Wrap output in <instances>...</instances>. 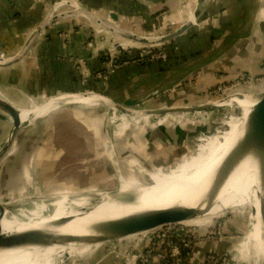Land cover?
<instances>
[{
	"label": "rangeland",
	"instance_id": "obj_1",
	"mask_svg": "<svg viewBox=\"0 0 264 264\" xmlns=\"http://www.w3.org/2000/svg\"><path fill=\"white\" fill-rule=\"evenodd\" d=\"M62 1L50 0L48 8L62 3ZM238 1H240V5H249L254 2L253 0H236V2ZM262 3L263 0H258V6H247L249 7L247 11L258 10ZM183 5L185 6L186 2ZM239 7L238 9H240ZM56 10L53 17H60L49 23V28L47 26L45 30L56 26V23H60L64 17H74L72 15L74 8L67 4L56 8ZM87 10L115 29L147 38L168 36L181 27L172 22L153 29L149 35L142 34L137 32L136 24L131 30L125 29L113 24L103 13ZM247 14L248 12L243 11V18ZM92 21L98 28L95 33L89 34V38H92L93 45L100 50L101 54L118 56V53H128L139 48H157L163 44H170L138 43L128 45V42H132V40L95 22V20ZM6 56L7 58L14 57H10L8 54ZM200 76L197 74L189 77L184 82L157 91L140 102L131 105L120 104L132 111L149 112L161 109L159 104L162 105L165 98L168 99L176 95L175 103L179 104L172 107L192 109L197 106L214 105L200 112H178V116L171 117V121L162 126H158L157 121L166 114L152 115L149 127L146 128L148 132L145 133L147 142H142L144 133L139 135L135 129H127L126 132L129 131V135L124 134L120 128L121 122L111 121L112 118H118L127 113L121 110L112 111L104 106L88 108L64 105L50 115L39 118L33 122L34 124L29 125L30 127H27L28 124L25 123L10 151L0 162V203L3 205L17 204L12 213H19L24 208L29 210L34 205L37 207L40 202H45L44 215L48 217L56 209L55 201L63 194L68 196V206L72 202L80 200H86L85 204L94 206L105 199L103 193L115 196L125 188V184H131L133 179L151 183L149 174L154 173L159 166L166 165V170L175 167L184 155L192 154L195 151L201 143L200 139L212 136L218 131H226L227 123L230 120L239 119L247 112L250 113L254 102L258 101L257 99L264 93V56L259 60L256 71L218 73L214 84L193 93L192 90L196 88V82ZM164 91H167L168 94H164ZM0 96L3 98L1 91ZM201 101L205 102L198 105ZM66 102L68 101H60V103ZM227 104L235 105L237 108L225 106ZM161 110H167V108ZM127 120L129 121L128 117ZM180 120L184 121L188 127L176 125ZM130 121L135 124L133 119ZM153 124L156 126L152 128ZM117 130H119V138L114 137ZM152 133L165 136V138H160L162 145L156 146V142H153L150 136L153 135ZM132 136L136 140L137 137L142 138L138 140V143L132 139ZM9 160H13L12 165H8ZM25 199L28 201L23 203L22 201ZM247 209L249 207L239 214H233L230 210H226L225 213L217 216L160 228L146 235L151 234L150 237L156 238L170 229L173 232L187 231L194 245L191 250L185 252L186 257L182 258L186 264H202L203 255L195 256V252L198 245L206 242H228L227 251L217 249L222 258L226 257L224 264H255L254 260H249L248 256L247 235L250 232L251 223L248 219ZM205 222H210L211 225L207 226ZM208 236H214L215 239H208ZM139 238H142V235L95 246L86 252L82 250L85 247H76V245L71 250L67 246L64 250L54 253H51V248H48L45 251L43 263L73 264L76 262L75 264H78L79 262L77 263L76 260L86 256L94 248L97 249L101 246L105 248L106 254L117 249L127 248L130 250ZM220 238L222 240L219 242ZM158 244L156 242V246ZM40 251L42 252L43 248ZM209 251L206 253L208 254ZM237 251L241 252L249 261L244 262L237 259Z\"/></svg>",
	"mask_w": 264,
	"mask_h": 264
},
{
	"label": "crops",
	"instance_id": "obj_2",
	"mask_svg": "<svg viewBox=\"0 0 264 264\" xmlns=\"http://www.w3.org/2000/svg\"><path fill=\"white\" fill-rule=\"evenodd\" d=\"M75 1L87 9L103 13L109 21L122 28L131 30L136 24L137 32L148 35L153 29L168 23L175 22L182 26L189 22L197 3V0ZM253 1V4L240 5V1L236 0H204V10L193 22L191 29L169 44L172 48L169 62L127 66L115 71L105 81L90 77L84 83L77 69L78 59L86 60L85 70L91 74L101 70L104 65L103 54L93 45L92 38H89V34L95 33L98 26L87 18L64 17L55 28L38 35L20 61L10 67H0V91L3 98L14 107L29 109L43 104L47 98L59 95L60 92L78 91L81 88L105 94L118 104L131 105L197 74L201 76L192 91L204 90L215 83L218 73L258 69L259 60L264 56V0L258 10L247 11V6H258V0ZM49 2L0 0V53L12 57L22 49L44 15L46 18L49 14ZM243 11L248 12L244 18ZM175 97L165 98L162 105L157 104L161 107L178 106ZM151 116L147 114L146 118L137 120V123L134 121L132 129L139 135L148 132L146 128L149 127ZM10 120L0 112V147L12 127ZM162 123L163 120L158 119L157 125L162 126ZM178 124L182 126L185 122L180 120ZM155 126L153 124L151 127ZM150 136L156 146L162 145L160 138H165L160 134ZM141 138L137 137L136 140L132 136L138 143ZM145 141L146 134L142 142ZM12 162L9 160L8 165H12ZM205 223L211 225L210 222ZM95 246L99 245L86 246L82 250L86 252ZM228 247V242H206L198 245L195 253L204 255L212 248L227 251ZM95 249L76 260L77 263L122 262L115 254H106L105 248L101 246ZM117 250L126 251L127 248Z\"/></svg>",
	"mask_w": 264,
	"mask_h": 264
},
{
	"label": "bare ground",
	"instance_id": "obj_3",
	"mask_svg": "<svg viewBox=\"0 0 264 264\" xmlns=\"http://www.w3.org/2000/svg\"><path fill=\"white\" fill-rule=\"evenodd\" d=\"M65 4L74 8L75 11H78L79 15L77 17L85 18L82 15L84 13L83 8L75 0H66L65 3L56 6V8H60ZM47 17H53L52 11L49 12ZM195 20L194 13H192L189 22L193 24ZM147 39L159 42L161 38L150 37ZM132 43L138 44L134 41ZM9 60L10 58H0V64L6 63ZM0 98L6 100L1 96ZM60 101L68 102L60 103ZM256 103L257 101L254 102V106ZM64 105L104 106L112 111L118 110L109 98L92 92L59 94L47 98L43 104L38 106L29 109L17 108L21 112L23 122L28 123L27 127H30L29 125H32L39 118L50 115L53 111ZM172 106L174 105L161 107V109L167 108L164 111L169 113H166L161 118L163 125H166L171 117L178 116V112L183 113L190 110L189 108ZM125 113L127 114H123L118 118H112L111 121H120L121 130L124 134L129 135V131L126 132V130L132 129L131 125L133 122L130 120L133 119L135 122L142 120L150 112H138L128 109ZM174 113H176L175 116ZM149 115L153 114L150 113ZM248 115L249 112L239 119L234 118L230 120L227 123L228 129L226 131H218L212 136L200 139L201 143L195 151L192 154L184 155L175 167L166 170V165H162L158 169L156 168L157 170L154 173L149 174L151 183L148 181L143 182L140 179H133L131 184H125V188L115 196L103 193L105 199L94 206L85 204L86 200L74 201L68 206V196L63 194L55 201L54 206L56 209L48 217L44 215L46 209L45 202H40L37 204V207L34 205L29 210L24 208L19 213H7L2 221L3 231L13 233L37 228L62 236H77L81 230L77 225L85 221L98 222L118 218L125 219L154 211L178 209L181 207H196L205 200L203 197L208 190L211 180L214 178V173L219 164L243 134ZM127 117L130 122L128 120L126 121ZM184 126L188 127L185 124ZM118 133L119 130L114 133V137L119 138ZM136 154L138 155V152ZM261 197L262 191L258 177L257 161L253 156H249L232 169L209 212L194 220L217 216L225 213L226 210H230L233 214H239L243 213L246 207H249L247 210L251 229L247 235L249 247L248 256L249 260L253 259L255 264H261L264 260V210ZM67 218L74 219V221L68 225H55L56 221ZM191 221L194 222L193 220ZM75 245L77 247H86L84 245L69 244L49 248H51V253H54L64 250L67 246L71 250ZM47 249L43 248L42 252L40 251L41 249L28 248L0 252V264H44L43 260ZM236 258L244 262L249 261L238 251Z\"/></svg>",
	"mask_w": 264,
	"mask_h": 264
},
{
	"label": "water",
	"instance_id": "obj_4",
	"mask_svg": "<svg viewBox=\"0 0 264 264\" xmlns=\"http://www.w3.org/2000/svg\"><path fill=\"white\" fill-rule=\"evenodd\" d=\"M81 5V3H80ZM84 13L82 15L90 20H95V22L104 25L105 27L119 33L120 35L127 37L128 39L140 43V44H151L155 45L158 43H171L175 39L179 38L191 29L192 23L187 22L182 25L173 34L168 36L158 37L161 38L158 41H150L147 37H142L134 34H128L122 32L118 29L113 28L107 22H103L102 19L97 18L93 12L87 10L82 5ZM204 10V0H197L196 7L194 10V18L197 20ZM73 16H78V11L72 12ZM60 16L47 17L36 27V29L29 36L28 40L22 47V49L13 57L10 58L6 63L0 64L1 68L10 67L20 61L34 40L40 35L54 19ZM115 29V30H114ZM89 91L87 89L81 88L78 91L71 92H60L61 94H76V93H86ZM96 94H101L106 98L107 95L89 91ZM110 99V98H109ZM111 100V99H110ZM256 105L250 111L246 122L243 134L235 142V145L225 156L223 161L219 164L216 172L214 173V178L211 180L208 190L204 195V201L199 203L196 207H181L174 209H166L160 211H154L130 218H118L112 220H104L98 222L85 221L79 223L77 226L81 229L77 236L73 235H58L54 233H48L41 229H29L24 231H18L13 233H6L3 231L2 221L7 213H12L17 204L3 205L0 203V252L16 251L22 249H41L49 248L53 246H66L69 244H77L84 246L93 245H103L110 242L124 240L130 237H136L140 235L147 234L151 231L179 225L181 223L191 221L206 215L209 209L212 207L217 195L219 194L222 186L227 180L232 169L244 161L247 157L253 156L257 161L258 165V177L260 181V187L262 191V204L264 210V93L257 99ZM112 101V100H111ZM116 109L125 112L128 110L127 107L112 101ZM214 105L197 106L187 112H200L206 110ZM225 106L236 107L235 105L227 104ZM237 108V107H236ZM239 109V108H238ZM0 112L8 116L12 120V128L7 135L6 139L0 147V162L10 151L16 138L23 129L25 124L21 117V112L18 108L14 107L6 100L0 98ZM153 115L166 114L164 110H151L149 111ZM147 112V113H149ZM149 113V114H150ZM28 124V123H27ZM28 199H42V198H28ZM25 199L23 203L28 201ZM21 206V205H20ZM205 206V208H203ZM74 219H61L56 221L55 225H68L73 222ZM264 238V237H263ZM261 264H264V260Z\"/></svg>",
	"mask_w": 264,
	"mask_h": 264
},
{
	"label": "built area",
	"instance_id": "obj_5",
	"mask_svg": "<svg viewBox=\"0 0 264 264\" xmlns=\"http://www.w3.org/2000/svg\"><path fill=\"white\" fill-rule=\"evenodd\" d=\"M65 1L66 0H63L62 3H65ZM62 3L48 8L47 11L51 12L53 10L52 14H55L58 10H56V6ZM57 25L58 22L56 23V26ZM171 49L169 44H163L157 48L145 47L128 53H118V56H109L104 53V65L101 70L92 74L89 71L87 72L85 70L87 62L83 59L77 60V69L81 72L83 83L90 77L98 81H105L115 71L127 66H145L158 62L167 63L172 56ZM176 51L177 48H175V52ZM0 58H7V56L5 53H0ZM88 92L89 91H86V93ZM163 93L168 94L167 91ZM150 235H142V238H139L130 250H112L109 253L115 254L118 259H121L122 262L120 264H186L182 258L186 257L185 252L191 250L194 245L187 231L182 230V232H173L170 229V231L156 238L153 236L150 237ZM207 238L215 239L214 236H208ZM221 240L220 238L219 242ZM156 242L159 243L158 246H156ZM196 255L197 254H195V256ZM224 261H226V257L222 258L217 249L210 250L208 254H204L202 258V264H224Z\"/></svg>",
	"mask_w": 264,
	"mask_h": 264
},
{
	"label": "trees",
	"instance_id": "obj_6",
	"mask_svg": "<svg viewBox=\"0 0 264 264\" xmlns=\"http://www.w3.org/2000/svg\"><path fill=\"white\" fill-rule=\"evenodd\" d=\"M84 107H88V108H97V107H90V106H84ZM81 117V116H80ZM82 117L86 118L84 115H82Z\"/></svg>",
	"mask_w": 264,
	"mask_h": 264
}]
</instances>
